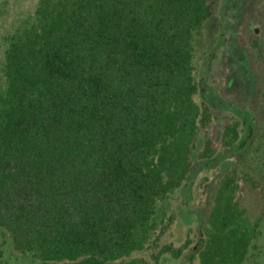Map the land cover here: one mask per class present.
I'll return each mask as SVG.
<instances>
[{
    "label": "trees",
    "instance_id": "obj_1",
    "mask_svg": "<svg viewBox=\"0 0 264 264\" xmlns=\"http://www.w3.org/2000/svg\"><path fill=\"white\" fill-rule=\"evenodd\" d=\"M218 0H0V229L41 264H151L192 246L161 244L170 197L264 128L226 122L195 97V43ZM257 46L256 42L252 44ZM242 131L244 133H241ZM223 149L222 152H219ZM251 193L261 214L244 205ZM264 221V172L225 171L192 264H245ZM0 264H4L0 260Z\"/></svg>",
    "mask_w": 264,
    "mask_h": 264
},
{
    "label": "rangeland",
    "instance_id": "obj_2",
    "mask_svg": "<svg viewBox=\"0 0 264 264\" xmlns=\"http://www.w3.org/2000/svg\"><path fill=\"white\" fill-rule=\"evenodd\" d=\"M8 1L11 15L31 11L35 5V0ZM253 42L257 43L256 47L252 45ZM194 66L199 86L195 99L199 104L209 105L215 112L212 124L198 133L196 155L206 133L214 135L219 144L224 123H243L240 112L252 113L253 101L257 96L256 84L261 82L264 86V0H218L214 17L195 43ZM194 164V173L186 186L170 197L172 221L160 239L161 244L180 246L189 237L193 244L180 259L164 257L159 264L197 262L196 259L192 262V256L201 239L207 207L224 172L239 168L253 174H263L264 128L252 135L241 150L223 157L215 167L203 168L196 158ZM244 205L253 218L261 214L251 193H247ZM153 252L147 250L133 257L153 264ZM0 260L4 264H41L15 251L1 229ZM245 264H264V221Z\"/></svg>",
    "mask_w": 264,
    "mask_h": 264
}]
</instances>
